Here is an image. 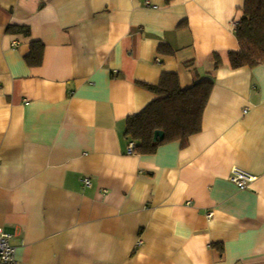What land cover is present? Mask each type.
Returning <instances> with one entry per match:
<instances>
[{
  "label": "crops",
  "instance_id": "crops-1",
  "mask_svg": "<svg viewBox=\"0 0 264 264\" xmlns=\"http://www.w3.org/2000/svg\"><path fill=\"white\" fill-rule=\"evenodd\" d=\"M244 2L0 0V226L20 264H264V64L228 58ZM164 72L213 77L202 130L130 154L127 118L158 98L140 83Z\"/></svg>",
  "mask_w": 264,
  "mask_h": 264
},
{
  "label": "trees",
  "instance_id": "trees-1",
  "mask_svg": "<svg viewBox=\"0 0 264 264\" xmlns=\"http://www.w3.org/2000/svg\"><path fill=\"white\" fill-rule=\"evenodd\" d=\"M8 30L12 31V27ZM20 30L30 34L29 29ZM236 37L239 49L228 53L232 68H253L264 64V0H245L236 25ZM43 49L42 42L33 41L26 56L27 62L31 65L41 64ZM221 64V56L216 54L215 69ZM187 65L192 64L188 62ZM140 84L158 98L141 112L127 118L125 137L135 143L134 153L154 154L161 145L174 141H181L186 146L190 137L202 130L204 111L214 87L213 77L197 80L183 88L177 73L164 72L158 84ZM157 130L164 131L162 140H154Z\"/></svg>",
  "mask_w": 264,
  "mask_h": 264
},
{
  "label": "built area",
  "instance_id": "built-area-1",
  "mask_svg": "<svg viewBox=\"0 0 264 264\" xmlns=\"http://www.w3.org/2000/svg\"><path fill=\"white\" fill-rule=\"evenodd\" d=\"M237 25V23H236ZM246 111V110H245ZM135 143L130 142L128 153H134ZM257 176L237 166L232 169L231 179L238 187L244 189L251 186ZM86 185H90V179H84ZM0 264H20L16 256V247L10 241V235L5 228L0 226Z\"/></svg>",
  "mask_w": 264,
  "mask_h": 264
},
{
  "label": "water",
  "instance_id": "water-1",
  "mask_svg": "<svg viewBox=\"0 0 264 264\" xmlns=\"http://www.w3.org/2000/svg\"><path fill=\"white\" fill-rule=\"evenodd\" d=\"M164 138V131L162 130H157L155 132L154 140L157 141L158 139H163Z\"/></svg>",
  "mask_w": 264,
  "mask_h": 264
}]
</instances>
